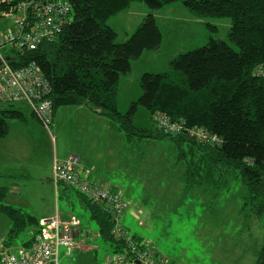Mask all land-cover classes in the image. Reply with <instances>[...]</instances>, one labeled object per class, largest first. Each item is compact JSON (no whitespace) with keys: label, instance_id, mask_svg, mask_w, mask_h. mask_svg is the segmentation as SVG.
I'll return each instance as SVG.
<instances>
[{"label":"trees","instance_id":"obj_1","mask_svg":"<svg viewBox=\"0 0 264 264\" xmlns=\"http://www.w3.org/2000/svg\"><path fill=\"white\" fill-rule=\"evenodd\" d=\"M67 1L72 7V21L55 42L43 43L25 54L7 53L14 68L34 65L40 69L50 85L48 98L53 102L54 114L62 107L87 106L111 121L130 148H138L147 141H169L176 150L177 164L184 165L187 189L208 183L219 191L229 187V177L236 178L245 188L240 214L264 218V77L255 73L264 65V0ZM19 2L0 0V18L7 17ZM136 2L145 3L151 12L178 2L198 18H229L232 20L229 41L238 50L211 37L206 45L174 58L168 72L144 73L140 80L141 95L126 113H121L118 105L121 79L131 74L133 61L146 52L158 50L163 40L154 14L149 13L125 42H117V33L108 21ZM207 27L217 30L213 25ZM16 105H0V139L9 133V120L28 121ZM140 108L149 114L142 126L134 122ZM156 113L183 121L186 127L204 128L222 142L207 145L186 131L165 134L157 128ZM108 189L121 200L134 202L127 197L128 193ZM9 191L8 187H0V214L11 221L5 246L12 245L23 232L36 228L40 221L7 204ZM74 191L97 223L99 236L111 245L112 264L116 254L129 249L126 237L122 240L115 236L117 227L140 244L146 241L131 234L124 216L115 220L106 207L108 204L93 202ZM255 264H264V243Z\"/></svg>","mask_w":264,"mask_h":264},{"label":"rangeland","instance_id":"obj_2","mask_svg":"<svg viewBox=\"0 0 264 264\" xmlns=\"http://www.w3.org/2000/svg\"><path fill=\"white\" fill-rule=\"evenodd\" d=\"M149 13L155 16L162 33V44L155 52H146L133 61L132 73L123 77L118 101L121 113H126L141 95L140 80L144 73L168 72L174 58L206 45L211 37L238 50L228 37L231 19L198 18L178 2L153 12L143 2L133 3L128 11L108 21L117 33V42H125ZM208 24L216 26L217 30H210ZM13 27L10 17L0 18V37ZM16 107L29 117L33 127L22 131L24 127L17 126L18 121L10 120V134L0 140V187L10 190L7 204L26 213L42 211L47 204L53 205L57 189L54 181H48L54 176L44 177L45 168L48 167L52 174L55 156H65L63 161L71 156H84L106 176V186L124 187L126 192H121L128 193L127 197L134 201L132 206H137L135 219L129 216L131 210L124 215L125 219L129 218L126 220L130 221L131 234L144 237L151 244L157 243L163 250V255L160 250L163 258L167 251L176 255L180 264H203L202 259L207 264L256 263L264 243V218L255 215L247 218L240 214L245 195L240 180L229 177V187L219 191L208 183L187 189L184 165L177 164L176 150L169 141H147L129 151L124 146L121 155L134 160L128 164L122 158L109 157L113 155L110 141L123 133L108 129L109 136H106V129L84 118L75 107L60 108L50 132L30 117L26 104ZM148 119L147 111L140 108L134 122L142 126ZM4 175L19 177L12 182ZM96 178L92 177L93 180ZM56 187L62 214L65 218L70 215L78 218L82 222V233L89 231L91 234L80 239L78 250L70 257H66V249L61 247L59 264H112V247L99 236V227L91 219L85 203L73 189L65 188L63 184ZM148 204L157 214L154 224L149 223ZM213 215L216 217L213 220L207 217ZM10 227L11 221L0 214V251ZM30 231L23 232L7 247L22 246L31 238ZM80 249L83 250L77 253Z\"/></svg>","mask_w":264,"mask_h":264},{"label":"built area","instance_id":"obj_3","mask_svg":"<svg viewBox=\"0 0 264 264\" xmlns=\"http://www.w3.org/2000/svg\"><path fill=\"white\" fill-rule=\"evenodd\" d=\"M7 17L13 20L14 27L0 37V105H28L31 112L50 130L54 118L53 102L48 80L34 65L14 68L10 65L7 53L10 51L25 54L43 43L55 42L72 21V7L67 0H20ZM264 77V65L255 71ZM157 128L165 134L187 133L190 137L207 145H220L221 140L204 128L186 127L183 121H173L164 113H156ZM81 159L71 156L63 162H55L53 180L56 185L64 184L79 191L93 202L106 203L115 220L121 219L127 211H135L137 206L121 200L120 197L90 181L89 170H81ZM92 171V170H90ZM119 223V222H118ZM82 222L70 215L60 213L39 221L31 229V238L22 246L3 245L0 251V264H59L60 248L66 249V257L72 256L79 248L81 238L90 237L89 231L82 233ZM119 239L126 237L128 252L116 254L113 264H166L158 248L147 242L134 240L121 228L115 229ZM128 238V239H127Z\"/></svg>","mask_w":264,"mask_h":264},{"label":"crops","instance_id":"obj_4","mask_svg":"<svg viewBox=\"0 0 264 264\" xmlns=\"http://www.w3.org/2000/svg\"><path fill=\"white\" fill-rule=\"evenodd\" d=\"M143 57V56H142ZM132 68H133V65H132ZM132 73V72H131ZM122 81H123V78L121 79V81H120V86H121V83H122ZM119 98H120V91H119ZM28 107V106H27ZM76 109H77V111H81V113H82V115H83V117L84 118H86V119H88V120H90L94 125H96V126H100V128H102V129H106L107 130V132H106V136L108 135L109 136V134H108V129L110 130H112V129H115L114 131H119L118 130V128L113 124V123H110L109 121H108V119H106V118H104V117H101V116H99V115H97V114H95V113H93L91 110H90V108L89 107H87V106H81V107H75ZM119 108H120V105H119ZM28 109H29V107H28ZM59 111V110H58ZM58 111L54 114V119H56L57 118V116H58ZM29 112H30V117H32V119H34V120H36V121H38L37 123H40L41 125H42V127H44L43 126V124L36 118V116H34V115H32V112H31V110L29 109ZM27 116V115H26ZM28 117V116H27ZM53 119V120H54ZM10 121V120H9ZM8 121V122H9ZM11 121H17V120H11ZM56 121V120H55ZM20 124H17V126L18 125H22L21 127H24L23 128V130L22 131H25L24 129H29V128H32L33 127V125L31 124V122H30V120H29V117H28V121H27V123H24V122H20V121H18ZM9 126V125H8ZM45 128V127H44ZM43 130V129H42ZM49 131V130H48ZM50 132V131H49ZM28 133H30L29 131H28ZM118 133V132H117ZM9 134H10V127H9V133H8V135L5 137V138H3V139H0V140H4V139H6V138H8V136H9ZM113 134V133H112ZM119 134V133H118ZM53 137V136H52ZM116 138L114 139H112L110 142H111V145L110 146H112V149H110V150H112L111 152H113V155H110L109 157L111 158V159H117V158H122L123 160H125V162H127L128 164H130V163H133L134 162V160H133V158H128V160L127 159H125L121 154H122V152H123V147L125 146V148L129 151V150H131V149H133V148H130L129 146H127V144H126V142H125V139H124V135H121V134H119L118 135V137L117 136H115ZM80 159H81V166H82V168H81V170L83 169V170H89V172H90V178L92 179V177H97L96 178V180H93L92 179V181H94L95 183H97L98 185L99 184H101V185H103L105 188H111V189H115V190H118V191H121V190H124L125 191V189H124V187H120V186H118L117 184H114V185H112V186H106V184H108V183H106V176L105 175H102L101 174V171L95 166V165H93L90 161H89V159H86L84 156H78ZM65 156L64 157H56L55 156V158H54V163L57 161V162H61V161H63V160H65ZM91 166V167H90ZM54 167V166H53ZM129 167H131V166H129ZM90 170H92V171H90ZM44 177H51L52 178V176H53V169H52V174L50 173V171H49V169H48V167H46L45 168V170H44ZM5 177H7V179H10L12 182H13V180H15L17 177H19V176H12V175H4ZM105 176V177H104ZM23 178H25V179H27V177H23ZM48 181H49V183H51V182H53L52 181V179H48ZM131 184V183H130ZM56 185V184H55ZM56 186H58V185H56ZM55 186V188L57 189L56 190V195H55V201H54V203H53V205L52 204H47V206H46V208H44L42 211H35V210H33V211H31V213H29V214H32L34 217H36L38 220H41V219H44V218H50V217H52V216H54V215H56L57 213H60L63 217H65L63 214H62V210H61V206H60V203H59V200H58V195H57V192H58V187H56ZM120 189V190H119ZM54 192H55V190H54ZM126 192V191H125ZM138 204V203H137ZM139 205V204H138ZM147 206V209H148V216H149V223H151V224H154V220H155V214H156V212H153L152 211V208L149 206V204L148 205H146ZM141 207V206H140ZM62 211V212H61ZM132 213H134V212H132ZM157 215V214H156ZM129 216L131 217V219L133 218H135L134 216H136V214H131V213H129ZM147 216V217H148ZM207 217H212V219H210V220H213V219H215L216 217H215V215H213V216H207ZM125 218V217H124ZM123 218V219H124ZM128 217H126V219H127ZM125 219V222L126 223H128L129 225H130V221H128L127 222V220ZM129 219V218H128ZM202 226H203V224H202ZM205 229V227H202V230H204ZM153 229H150V231H152ZM147 239H150V238H148L147 237ZM152 240V242H154V240L153 239H150V241ZM3 242V241H2ZM155 243V242H154ZM156 244V246L159 248V251L161 250L162 251V255H163V250L161 249V247H159V245L157 244V243H155ZM84 249V248H83ZM83 249H80L79 251H77V253H79V252H81ZM165 250V249H164ZM164 254H165V256H164V259H165V261L168 263V264H180L179 262H178V260H177V258L176 257H174V256H176V255H173V254H170V253H168L167 251H165L164 252ZM230 255V254H229ZM221 256V255H220ZM217 259H219V257L217 258ZM201 262H203V264H207V262H205V260L204 259H202L201 260ZM222 262H224L223 260H222ZM184 264V263H183ZM219 264V263H218ZM224 264H226V263H224ZM227 264H229L228 262H227Z\"/></svg>","mask_w":264,"mask_h":264}]
</instances>
